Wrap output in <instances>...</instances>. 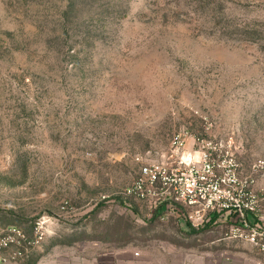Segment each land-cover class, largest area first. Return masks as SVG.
Here are the masks:
<instances>
[{
	"label": "rangeland",
	"instance_id": "374dc122",
	"mask_svg": "<svg viewBox=\"0 0 264 264\" xmlns=\"http://www.w3.org/2000/svg\"><path fill=\"white\" fill-rule=\"evenodd\" d=\"M177 133L264 161V0H0V233L45 229L6 264H254L125 192Z\"/></svg>",
	"mask_w": 264,
	"mask_h": 264
},
{
	"label": "built area",
	"instance_id": "2783aa9c",
	"mask_svg": "<svg viewBox=\"0 0 264 264\" xmlns=\"http://www.w3.org/2000/svg\"><path fill=\"white\" fill-rule=\"evenodd\" d=\"M194 148L185 149V138L177 133L171 145L176 161L142 164L134 183L125 192L132 197L158 201L165 212L175 214L194 229L224 218L229 222L226 238L249 245L264 264V161L243 173L235 156L221 143L196 138ZM168 210V211H167ZM43 221H37L32 237L13 227L0 233V264L24 260L45 236Z\"/></svg>",
	"mask_w": 264,
	"mask_h": 264
},
{
	"label": "crops",
	"instance_id": "0c3cea01",
	"mask_svg": "<svg viewBox=\"0 0 264 264\" xmlns=\"http://www.w3.org/2000/svg\"><path fill=\"white\" fill-rule=\"evenodd\" d=\"M226 220L224 218H220L218 220H216L212 225H215V227H219L222 222H225ZM240 241V240H239ZM245 247H247V249H249L250 253L247 252V254L252 257L254 259V264H258V256L253 252V250L251 249V247L243 242H241Z\"/></svg>",
	"mask_w": 264,
	"mask_h": 264
}]
</instances>
